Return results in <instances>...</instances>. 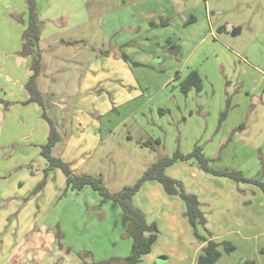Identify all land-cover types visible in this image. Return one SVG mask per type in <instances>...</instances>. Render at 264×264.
Here are the masks:
<instances>
[{"label": "rangeland", "instance_id": "obj_1", "mask_svg": "<svg viewBox=\"0 0 264 264\" xmlns=\"http://www.w3.org/2000/svg\"><path fill=\"white\" fill-rule=\"evenodd\" d=\"M165 1L174 12L167 25L154 14L159 0H36L44 23L37 46L36 83L43 97L38 106L21 100L28 96L24 82L30 74V60L18 54L25 2L0 0V264H13L14 249L27 243L32 231L42 232L43 220L25 227L30 216L46 220L58 242L55 250L74 249L77 257L89 252L94 262L109 260L119 249L108 239L110 230L118 242L131 243L118 205L103 201L89 186L66 189L59 169L44 178L47 163L40 146L47 142L48 124L43 114L60 137L52 156L69 163L74 175L99 178L110 194L135 185L158 158L176 151L188 155L196 147L213 169L237 171L264 184V0ZM144 10L147 18L141 16ZM87 64L95 68L91 78L85 77ZM191 69L202 90L184 95L180 83ZM47 85L67 92L46 96ZM86 86L90 90L84 92ZM150 139L160 142L154 150L141 146ZM165 175L198 198L208 233L229 227L224 217L236 222L239 216L234 208L223 209L219 196V203L214 201V190L245 189L254 196L257 213L264 205L258 186L205 173L194 158L176 161ZM161 195L167 196L162 185L148 181L131 198L147 225L162 228L159 245L170 223ZM175 199L182 206L169 209L180 215L184 202ZM182 217L169 240L177 249L176 235L192 232Z\"/></svg>", "mask_w": 264, "mask_h": 264}, {"label": "trees", "instance_id": "obj_2", "mask_svg": "<svg viewBox=\"0 0 264 264\" xmlns=\"http://www.w3.org/2000/svg\"><path fill=\"white\" fill-rule=\"evenodd\" d=\"M25 14L27 16L26 26L22 32V45L19 55L22 57L30 56L32 63L30 66L31 75L25 83L24 87L28 94V99L25 104L33 103L38 106H43V97L37 87L36 79L41 71L40 55L37 50L40 34L44 23L39 20L36 9V0H24ZM163 25L165 23L161 22ZM178 51L176 47H173ZM125 61L128 58L122 55ZM202 80L198 73L191 71L186 78L180 83V91L186 95L191 89L197 92L202 90ZM226 111L222 113L221 119L224 118ZM48 137L47 142L40 146V154L45 159L47 167L44 170V178L54 169H59L65 176L66 189L80 191L82 188L89 186L102 197L103 201H111L114 205H118L122 212L123 225L127 236L131 239V247L129 254L124 258L112 257L104 262H94L92 255L89 252H81L78 254L82 264H139L142 256L151 251L157 237V229L155 225H147L143 213L131 204V198L139 190L143 183L148 181L159 182L165 193L169 196H177L185 206V217L190 224L194 237L206 243L201 254L197 258V264H215L221 257V254H231L235 247L227 241L215 242L211 239L210 234L206 230V219L200 211V203L197 197L189 192H186L183 184L175 179L165 175L166 168L173 165L176 161L187 162L190 159H196L199 168L205 173L231 179L236 183H253L258 186L264 194V184L255 180L245 178L240 172L228 170H215L209 166L210 160L202 154V151L196 147L188 154L183 155L176 151L172 157H160L149 168H147L140 179L132 187H125L119 193L110 194L104 190L99 178L88 175H74L68 163L63 162L59 158L52 156V148L59 142L60 137L54 128L52 122L47 119ZM158 140H147L142 142L141 146L156 149L154 146H159ZM154 145V146H153ZM44 185V181L39 185ZM200 230L204 234L200 233ZM206 232V234H205ZM264 253L263 250L260 251ZM239 264H255L253 260H244Z\"/></svg>", "mask_w": 264, "mask_h": 264}, {"label": "crops", "instance_id": "obj_3", "mask_svg": "<svg viewBox=\"0 0 264 264\" xmlns=\"http://www.w3.org/2000/svg\"><path fill=\"white\" fill-rule=\"evenodd\" d=\"M158 3L159 4L157 6L159 8L158 10L157 9L154 10V14L157 17L162 16L164 19L163 22L165 23V25H167L169 24V21H172L170 18H174L173 16L174 12H172V9L169 8V4L167 1L159 0ZM151 7L153 8L154 5H152ZM147 13L148 11L145 10L142 11L141 14L142 18H147L148 17ZM21 43H22V39H21ZM176 46L179 47L175 43L173 47ZM114 57L119 58L116 52ZM154 57H156V55H154ZM24 58H28L30 60V65H29L30 74L25 75L27 79L31 75L30 66L32 63L31 62L32 59L30 56H26ZM93 69H95L93 66L87 64V67L85 69V77L91 78L95 74ZM191 71H196V70L191 69L190 72ZM51 87L57 88L56 85H47V89L45 91H42V93L46 96L55 93L57 94L55 96H58L60 93L65 94L67 92V90L64 88L62 89V91H59V90L51 89ZM89 90L90 88H88L87 86L84 88V92ZM74 91H68V92H74ZM79 92L81 93V90ZM27 99L28 96H25L21 100L27 101ZM145 183L147 184L148 182ZM240 190L232 191V192L229 191L228 193L219 192L217 190H214L212 192L214 194L215 202L219 203L217 201L218 196L222 199L220 203H222L223 209L228 208L232 210L234 208L235 210H238L236 215H239L235 217L236 222H233L232 217L229 220L227 219V217H224L223 220H225V222H228L230 224L229 227L225 228L223 231L216 230L212 233L209 232L210 234L209 237H211L213 241L215 242L227 241L230 242L235 247L234 252L231 254L222 253L221 257L218 259V261L215 264H239L244 260H253L255 264H264V254L260 252L261 250L264 249V205L262 209L257 213L255 211L256 203L254 200L252 201V198H254V196L249 195V193L245 192V189H240ZM251 193L253 194L252 191ZM176 197L177 196L161 195V202H163V204L166 205L165 209L168 210V214H169L167 216L168 220L170 221L169 229L165 235L168 236L162 237L161 239L162 243L161 245H159L160 239L159 236L157 235L156 240L152 245L151 251L148 254L142 256L139 264H197V258L201 254L202 249L206 243L197 240L193 235V231L191 232V235L189 237H185V238H182L179 234L176 235V240L179 249H177V247L175 246L173 247L172 243L169 241L170 239H174L173 230L175 229L178 230L177 225L183 223L184 219L182 215L185 216L184 215L185 211L183 209L180 215L178 210L177 213H174L171 212L169 209V207H172L170 204H173L176 207L182 206L180 202L176 201L175 199ZM29 211L31 215L33 209L30 207ZM200 211H201V204H200ZM26 219L27 220L25 227H27L28 230L32 229L34 223H37L38 220H43V222H41L42 232L38 234V233H33L32 231V234L27 237L26 241L28 242L27 243L21 242L18 245V247L14 249V253L11 256L13 257V264H18L20 261H23L21 264H24V262H26L25 264H55L57 261L60 262L62 261V264H82L80 258L77 257L75 254L77 250L73 249L71 252L67 251L66 254H65L66 250L64 249V247H62L63 250H59V249L55 250L56 244H58V242L56 241L54 234L53 233L51 234L49 232L50 228H48L45 225L46 220H44V218L38 216L32 219L30 216V218H26ZM49 223L52 222L48 221V224ZM209 223L210 225H213L211 224L212 221H210ZM161 229L158 227L157 233H159ZM183 230L187 232V229H183ZM206 230H207V225H206ZM200 233L204 234L202 230H200ZM193 237L196 243L193 241ZM108 239L110 241L115 240L117 246H119L118 247L119 249L117 251L116 248L113 250L111 256L124 258L129 254L131 247V243L129 241L125 240L123 242H118L116 236L115 237L112 236L111 230L109 231ZM64 246L66 247L65 244ZM102 250H104L107 256L110 255L111 253L109 252L107 245H104ZM93 257H94V253H93Z\"/></svg>", "mask_w": 264, "mask_h": 264}, {"label": "water", "instance_id": "obj_4", "mask_svg": "<svg viewBox=\"0 0 264 264\" xmlns=\"http://www.w3.org/2000/svg\"><path fill=\"white\" fill-rule=\"evenodd\" d=\"M238 32H239V29H236V30H234V31L232 32V36H235V35H237V34H238Z\"/></svg>", "mask_w": 264, "mask_h": 264}]
</instances>
